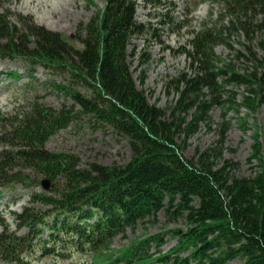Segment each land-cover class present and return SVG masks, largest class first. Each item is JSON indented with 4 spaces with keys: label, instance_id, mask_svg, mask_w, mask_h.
Returning a JSON list of instances; mask_svg holds the SVG:
<instances>
[{
    "label": "trees",
    "instance_id": "1",
    "mask_svg": "<svg viewBox=\"0 0 264 264\" xmlns=\"http://www.w3.org/2000/svg\"><path fill=\"white\" fill-rule=\"evenodd\" d=\"M104 1L102 11L78 24V47L28 16L12 22L0 12V60L19 61L28 85L44 83L63 99L55 108L32 91L26 106L0 114V195L23 188L29 197L20 212H10L15 230L0 217V262L264 264V144L253 145V174L237 176L236 163H217L216 147L189 159L176 143L206 123L213 106L224 105L227 85L246 90L242 104L249 109L264 105V0H208L219 15L189 41L184 53L191 73L170 81L179 97L168 108L150 104L132 77L129 46L148 28L136 19V0ZM164 4L174 10L172 2ZM168 18L160 23L175 27ZM233 36L242 39V51L222 60L215 48L232 49ZM39 67L52 80L39 82ZM5 77L19 75L8 71ZM80 124L124 139L130 160L83 167L70 151L46 149L51 137ZM227 128V122L219 125V143ZM43 179L49 190H42ZM161 213L183 226L112 249L117 236ZM166 235L175 245L163 252Z\"/></svg>",
    "mask_w": 264,
    "mask_h": 264
},
{
    "label": "rangeland",
    "instance_id": "2",
    "mask_svg": "<svg viewBox=\"0 0 264 264\" xmlns=\"http://www.w3.org/2000/svg\"><path fill=\"white\" fill-rule=\"evenodd\" d=\"M162 5L152 0H136V19L147 25V32L132 38L129 52H134L130 57V70L135 85L143 90L150 104L160 108L174 106L179 94L170 83L181 73L190 74L189 59L184 53L191 50L189 41L194 33L199 32L203 24L215 21L219 15L217 5H212L208 0H160ZM172 2V6L164 4ZM104 0H0V12L11 15V21L15 22L18 14L28 16L33 21L51 31L60 32L65 38L75 43L74 33L79 23H86L96 13L104 9ZM166 5V7L164 6ZM168 10L170 13H168ZM172 17L175 27L170 23L160 22ZM232 49L219 45L215 48L217 57L222 60L231 58L234 50L242 51V39L233 36L230 42ZM242 67L244 65H241ZM17 71L19 77L9 80L6 72ZM264 74V68L262 69ZM34 77L39 82H47L52 77H46L42 68H37ZM3 78L7 80H3ZM33 93L52 107H60L63 99L44 83L40 85H28V77L25 67L19 62L0 60V114L11 113L27 105ZM246 94L243 87L227 85L223 90L222 106L215 105L211 108L206 123L196 126V131L189 135H181L176 143L185 148L186 158H192L197 151L209 148L219 149L221 159L237 164L234 174L237 176H250L256 170V163L249 159L253 154V145L264 144V105L249 109L242 104V98ZM229 95V96H228ZM228 97H232L231 101ZM230 103H233L231 105ZM191 113L186 116V122L191 121ZM228 123L227 131L221 143L219 125ZM217 145V146H216ZM51 151H70L77 155L83 167L90 163H99L106 166L124 164L130 160V150L126 141L115 136L110 130L92 131L84 124L73 125L57 135L51 137L46 145ZM29 202L28 194L23 188L15 192H2L0 195V217L11 225V230L16 227L12 222L10 212H20ZM182 223H168L163 214H158L155 220H149L139 225L135 232L127 231L124 236H117L112 242L113 250H120L129 242L143 238L147 235H155L170 229L179 228ZM3 228L0 225V234ZM19 232V234H22ZM175 245V240L169 235L164 236L163 252ZM152 251L155 248L152 247ZM0 264H5L0 262ZM34 264H68L62 259L41 258ZM228 264H241L234 260Z\"/></svg>",
    "mask_w": 264,
    "mask_h": 264
},
{
    "label": "water",
    "instance_id": "3",
    "mask_svg": "<svg viewBox=\"0 0 264 264\" xmlns=\"http://www.w3.org/2000/svg\"><path fill=\"white\" fill-rule=\"evenodd\" d=\"M42 188L44 190H49L50 189V182L48 180H42L41 181Z\"/></svg>",
    "mask_w": 264,
    "mask_h": 264
}]
</instances>
